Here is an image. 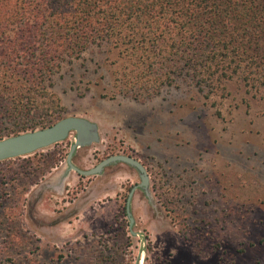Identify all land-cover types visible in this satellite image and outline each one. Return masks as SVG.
<instances>
[{
    "label": "rangeland",
    "instance_id": "1",
    "mask_svg": "<svg viewBox=\"0 0 264 264\" xmlns=\"http://www.w3.org/2000/svg\"><path fill=\"white\" fill-rule=\"evenodd\" d=\"M144 69L137 56L92 46L51 89L63 109L53 124L98 127L76 167L123 155L149 173L150 197L132 198L133 226L125 204L139 172L117 162L79 175L67 164L71 134L0 161V264H264V88L235 77L201 91ZM8 127L1 121L2 139Z\"/></svg>",
    "mask_w": 264,
    "mask_h": 264
},
{
    "label": "trees",
    "instance_id": "2",
    "mask_svg": "<svg viewBox=\"0 0 264 264\" xmlns=\"http://www.w3.org/2000/svg\"><path fill=\"white\" fill-rule=\"evenodd\" d=\"M92 46L137 56L164 82L214 92L237 77L264 88V0H0L6 137L60 119L54 76Z\"/></svg>",
    "mask_w": 264,
    "mask_h": 264
},
{
    "label": "water",
    "instance_id": "3",
    "mask_svg": "<svg viewBox=\"0 0 264 264\" xmlns=\"http://www.w3.org/2000/svg\"><path fill=\"white\" fill-rule=\"evenodd\" d=\"M71 134H75V142L71 146L68 154L67 164L71 170L79 175L85 177L99 175L107 166L117 162L126 163L139 172L140 177L142 178V183L134 187L131 191L126 207V215L129 218L130 226L132 227L134 224V218L131 211V202L134 192L137 188L143 187L146 189L148 186V173L145 167L134 158L123 155L110 156L100 162L97 166L88 170H82L76 167L72 161L73 155L77 149L100 140L98 127L95 123L83 118L66 117L50 127L7 137L0 140V161L27 156L40 149L63 142L68 139ZM132 234L135 235L134 232H132ZM137 264H140V257L138 258Z\"/></svg>",
    "mask_w": 264,
    "mask_h": 264
},
{
    "label": "flooded vegetation",
    "instance_id": "4",
    "mask_svg": "<svg viewBox=\"0 0 264 264\" xmlns=\"http://www.w3.org/2000/svg\"><path fill=\"white\" fill-rule=\"evenodd\" d=\"M149 173H148V186L146 187V189L145 188H143V187H141V188H137L136 190H138V189H141L142 190V193L144 194V197L145 198H149L150 197V193H149V186L151 185V182L149 181ZM142 183V178L139 176V183H137V184H135L131 189H130V191H129V195H130V193H131V191L134 189V187H136V186H138V185H140ZM135 190V191H136ZM129 195H128V197H127V200H128V198H129ZM127 200H126V204H125V209H126V207H127Z\"/></svg>",
    "mask_w": 264,
    "mask_h": 264
}]
</instances>
